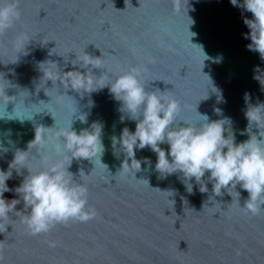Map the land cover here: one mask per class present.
<instances>
[{
	"label": "water",
	"instance_id": "1",
	"mask_svg": "<svg viewBox=\"0 0 264 264\" xmlns=\"http://www.w3.org/2000/svg\"><path fill=\"white\" fill-rule=\"evenodd\" d=\"M15 3L19 15L0 32V168H8L18 149L27 150L36 127L46 134L47 147H30L29 167L61 162L51 149L72 121L77 131L101 122L104 151L93 161L73 159L69 168L77 182H86L95 217L58 223L37 235L19 217L0 220V264H264V212L253 216L238 206L248 198L246 190L228 189L233 202L225 189L214 195L206 173L208 191L200 192L193 181L189 194L180 173L164 178L155 170L156 154L147 147L135 156L150 158L151 167L142 163L136 173L121 170L125 154L119 145L113 148L112 137L126 126L134 131L135 121L125 113L121 122V102L108 86L91 94L66 90L61 74L72 67L65 68V60L84 51L101 56L93 72L105 83L136 67L147 90L160 89L180 101L178 123L196 122L199 113L211 120L230 117L239 143L248 139L240 134L248 124L244 93L251 94V103L264 101L253 79L254 66L264 69V60L248 50L250 40L243 36L250 31L244 18L252 14L230 0ZM81 114L86 124L80 123ZM81 168L85 174H79ZM28 174L27 168L19 175L13 169L9 187ZM4 197L17 198L13 192ZM16 208L22 210L23 202Z\"/></svg>",
	"mask_w": 264,
	"mask_h": 264
},
{
	"label": "clouds",
	"instance_id": "2",
	"mask_svg": "<svg viewBox=\"0 0 264 264\" xmlns=\"http://www.w3.org/2000/svg\"><path fill=\"white\" fill-rule=\"evenodd\" d=\"M230 3L252 14V18H244L250 31L243 36L250 40L246 45L248 50L258 52L264 60V0H230ZM187 4L190 5V0ZM188 11L189 7L187 15ZM18 15L15 0H0V32L9 28ZM44 63L47 62H41ZM69 63L71 69L61 73L66 90L91 94L108 86L113 98L121 102V122L125 120V113L128 119L135 121L134 131L126 126L119 137H112L113 148L119 145L125 154L121 170L136 173L141 170L142 163L151 167L150 158L138 160L135 156L136 151L147 147L156 154L155 170L164 178L180 173L181 182L189 194L193 192V181L202 193L208 191L206 180L210 181L214 195H220L225 189L232 196L228 189H236L239 185L248 192V198L243 206L240 202L238 206L253 216L264 212V101L257 98L256 103H251V94L244 93V115L248 124L240 134H247L248 139L237 143L235 131L230 127V117L211 120L207 114L199 113L200 119L196 122L179 120L183 123H178L180 101L159 88L158 91L147 90L136 67L105 83L101 75L97 77L93 72L94 68H100L101 56L95 57L84 51L82 55L75 54L74 59L65 60V68ZM43 73L52 81L50 74ZM253 79L264 91V69L259 65L253 68ZM215 92L218 93V102L223 101L222 92L218 89ZM90 104L94 102L90 101ZM214 111L222 114L219 108ZM78 119L81 124L87 123L85 114L79 115ZM253 128L258 132H253ZM102 129L101 122H93L88 128L77 131L72 121L67 129L59 131L57 139L60 143L51 149L61 162L33 170L29 167L30 147H47L46 134L36 127L35 137L28 143L27 150L18 149L8 168H0V220L19 217L28 232L37 235L49 232L58 223L87 222L94 218L96 210L88 205L87 184L83 180L77 182L69 168L73 159L93 161L100 157L104 151ZM42 140L45 141L43 145ZM162 144H167V150L161 147ZM65 153L68 154L66 162ZM22 168H27L29 174L18 186L10 188L7 181L12 178L13 169L19 175ZM81 173H84L82 168ZM5 192L15 193L17 198L6 199ZM21 202L23 209L17 210L16 206Z\"/></svg>",
	"mask_w": 264,
	"mask_h": 264
}]
</instances>
